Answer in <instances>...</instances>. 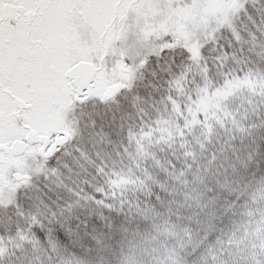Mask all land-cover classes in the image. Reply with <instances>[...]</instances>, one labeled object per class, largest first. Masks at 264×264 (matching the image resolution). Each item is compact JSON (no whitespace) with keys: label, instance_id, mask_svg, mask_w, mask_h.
I'll return each mask as SVG.
<instances>
[{"label":"snow or ice","instance_id":"1","mask_svg":"<svg viewBox=\"0 0 264 264\" xmlns=\"http://www.w3.org/2000/svg\"><path fill=\"white\" fill-rule=\"evenodd\" d=\"M0 264H264V0H0Z\"/></svg>","mask_w":264,"mask_h":264}]
</instances>
